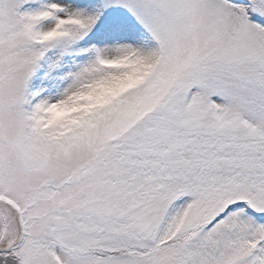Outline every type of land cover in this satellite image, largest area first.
<instances>
[{
	"label": "snow or ice",
	"instance_id": "6c2138e0",
	"mask_svg": "<svg viewBox=\"0 0 264 264\" xmlns=\"http://www.w3.org/2000/svg\"><path fill=\"white\" fill-rule=\"evenodd\" d=\"M0 264H264V0H0Z\"/></svg>",
	"mask_w": 264,
	"mask_h": 264
}]
</instances>
